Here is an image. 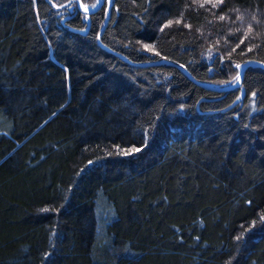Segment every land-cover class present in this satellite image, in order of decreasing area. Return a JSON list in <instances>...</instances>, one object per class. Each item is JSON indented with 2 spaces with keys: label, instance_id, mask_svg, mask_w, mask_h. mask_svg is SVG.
I'll return each instance as SVG.
<instances>
[{
  "label": "trees",
  "instance_id": "obj_1",
  "mask_svg": "<svg viewBox=\"0 0 264 264\" xmlns=\"http://www.w3.org/2000/svg\"><path fill=\"white\" fill-rule=\"evenodd\" d=\"M107 9L0 0V264H264V0Z\"/></svg>",
  "mask_w": 264,
  "mask_h": 264
},
{
  "label": "water",
  "instance_id": "obj_2",
  "mask_svg": "<svg viewBox=\"0 0 264 264\" xmlns=\"http://www.w3.org/2000/svg\"><path fill=\"white\" fill-rule=\"evenodd\" d=\"M106 0H102V2H99L97 5H96V7H94L93 9H89L87 12L88 13H91L92 11H94V10H96V9H99L103 4H104V2H105ZM77 2H78V4L79 5H81V0H77ZM107 2H108V9H107V16H109V14H110V5H111V0H107ZM82 9V8H81ZM72 10H74L73 8H72ZM83 10V9H82ZM84 11V10H83ZM64 22H66V20H64ZM116 55H118V56H120L122 59H124V60H126V61H128L129 63H132V64H134L133 62H131V61H129V60H127L124 56H122V55H120V54H118V53H115ZM160 63H162V62H160ZM252 62H248L247 64H245L244 66H242V69H241V72H240V78H239V80L237 81V83L235 84V85H233V86H231V87H234V86H239V85H241V83H242V81H243V77H244V71H245V68L248 66V65H250ZM256 64H258V65H262L261 63H259V62H255ZM175 66H177L178 68H180V69H182V70H184L185 72H187L181 65H179V64H174ZM262 66H264V65H262ZM222 90H224V89H222ZM245 97V91L243 90V92H242V95H241V97L239 98V100H237L236 102H234L232 105H230L227 109H230V108H232V107H234V106H236L243 98Z\"/></svg>",
  "mask_w": 264,
  "mask_h": 264
},
{
  "label": "snow or ice",
  "instance_id": "obj_3",
  "mask_svg": "<svg viewBox=\"0 0 264 264\" xmlns=\"http://www.w3.org/2000/svg\"><path fill=\"white\" fill-rule=\"evenodd\" d=\"M102 2V0H98V3ZM84 8V11L87 12L88 11V5H81ZM91 7H96V5H91ZM237 68L240 67V65H236ZM236 80H239V76L236 77Z\"/></svg>",
  "mask_w": 264,
  "mask_h": 264
},
{
  "label": "rangeland",
  "instance_id": "obj_4",
  "mask_svg": "<svg viewBox=\"0 0 264 264\" xmlns=\"http://www.w3.org/2000/svg\"><path fill=\"white\" fill-rule=\"evenodd\" d=\"M97 4H98V2H97ZM81 5H83L82 2H81ZM81 5H80V7L84 10V8H83ZM89 9H90V8H88V10H89Z\"/></svg>",
  "mask_w": 264,
  "mask_h": 264
}]
</instances>
